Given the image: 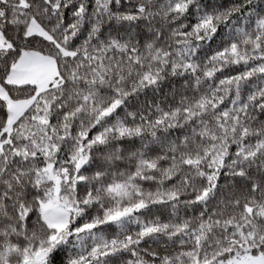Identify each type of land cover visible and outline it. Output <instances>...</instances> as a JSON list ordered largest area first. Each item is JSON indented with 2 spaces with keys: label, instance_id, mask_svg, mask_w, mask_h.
<instances>
[{
  "label": "snow or ice",
  "instance_id": "1",
  "mask_svg": "<svg viewBox=\"0 0 264 264\" xmlns=\"http://www.w3.org/2000/svg\"><path fill=\"white\" fill-rule=\"evenodd\" d=\"M0 264H264V0H0Z\"/></svg>",
  "mask_w": 264,
  "mask_h": 264
}]
</instances>
